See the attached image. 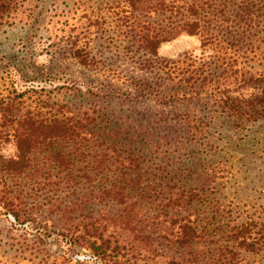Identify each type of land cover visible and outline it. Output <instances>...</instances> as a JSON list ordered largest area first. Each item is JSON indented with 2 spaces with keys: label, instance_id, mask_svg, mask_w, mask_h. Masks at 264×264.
<instances>
[{
  "label": "trees",
  "instance_id": "trees-1",
  "mask_svg": "<svg viewBox=\"0 0 264 264\" xmlns=\"http://www.w3.org/2000/svg\"><path fill=\"white\" fill-rule=\"evenodd\" d=\"M40 1L0 0V30L39 23ZM144 1L152 18L138 9ZM114 10L121 33L167 87L149 95L174 106L178 99L208 103L207 115L185 114L177 132L181 150H206L198 169L188 176L165 165L142 180L140 164L123 153L128 148L95 137L96 111L73 107L75 90L21 85L8 68L0 72V216L34 231L40 243L57 242L52 261L29 254L31 264H264V211L226 201L225 160L208 148L209 126L264 119V0H117ZM57 20L48 22V38L95 69L90 42L80 46L89 29L81 34ZM177 30L200 39L201 57L158 56ZM2 144H11L12 156H2Z\"/></svg>",
  "mask_w": 264,
  "mask_h": 264
},
{
  "label": "rangeland",
  "instance_id": "rangeland-1",
  "mask_svg": "<svg viewBox=\"0 0 264 264\" xmlns=\"http://www.w3.org/2000/svg\"><path fill=\"white\" fill-rule=\"evenodd\" d=\"M116 5L117 0H41L39 5L35 3L41 13L39 23L32 27L19 23L0 30V72L8 68L14 70L21 85H65L75 90L72 91L73 107L83 103L96 111L99 120L95 137L100 143L110 139L117 146L128 148L123 153L140 164L142 180L161 175L159 171L165 165H171L170 170L181 169L190 176L198 169L206 150H181L177 132L181 131L185 114L191 118L207 115L208 103L178 99L174 106L156 101V91L160 90L157 95L160 96L167 87L160 84L162 75L157 68L149 66L141 52L136 54V47L117 27L113 18ZM138 9L153 17L147 1ZM60 17L77 27L81 34L89 29V38L80 36L83 37L80 46L90 42L89 50L100 62L95 69L81 67L68 56L66 46L54 45L48 38V22H56ZM184 53L203 55L200 39L184 30H177L157 50L159 57L171 60ZM89 90L91 93H86ZM151 92L154 94L149 95ZM114 128L119 131L114 132ZM209 139L210 151H217L226 163L222 196L226 201L244 205L245 209L253 207L264 211V119L245 127L219 122L209 126ZM63 150L69 151V148ZM1 154L12 156L11 144H2ZM171 158L174 160L168 161ZM99 177L95 174V182ZM43 239L40 243L34 231L25 232L0 216V264H31L29 254L36 261H52L60 251L57 242L52 237Z\"/></svg>",
  "mask_w": 264,
  "mask_h": 264
}]
</instances>
